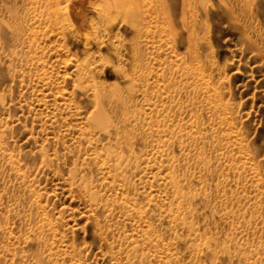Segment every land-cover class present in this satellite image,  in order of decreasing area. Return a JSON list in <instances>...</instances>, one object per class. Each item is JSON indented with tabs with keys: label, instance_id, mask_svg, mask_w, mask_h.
<instances>
[{
	"label": "rangeland",
	"instance_id": "obj_1",
	"mask_svg": "<svg viewBox=\"0 0 264 264\" xmlns=\"http://www.w3.org/2000/svg\"><path fill=\"white\" fill-rule=\"evenodd\" d=\"M89 1L0 0V264H264V0Z\"/></svg>",
	"mask_w": 264,
	"mask_h": 264
},
{
	"label": "bare ground",
	"instance_id": "obj_2",
	"mask_svg": "<svg viewBox=\"0 0 264 264\" xmlns=\"http://www.w3.org/2000/svg\"><path fill=\"white\" fill-rule=\"evenodd\" d=\"M97 1L98 0H94V2H97ZM82 6L87 8V10L91 9L92 11H97V5L93 4V2H90L89 0H67V2L64 4V7H69L73 10V14H74L73 17L75 18L76 22L77 21L83 22L85 20V18H84L85 16L83 15L82 10L80 11V9H81L80 7H82ZM71 9L70 10L68 9V11L71 12ZM70 12H68V13H70ZM86 21H87V19H86Z\"/></svg>",
	"mask_w": 264,
	"mask_h": 264
}]
</instances>
